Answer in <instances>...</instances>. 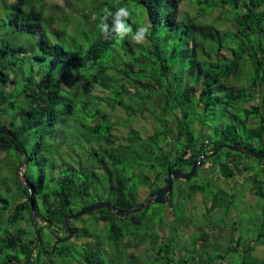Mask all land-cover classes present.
I'll use <instances>...</instances> for the list:
<instances>
[{"label":"trees","instance_id":"obj_1","mask_svg":"<svg viewBox=\"0 0 264 264\" xmlns=\"http://www.w3.org/2000/svg\"><path fill=\"white\" fill-rule=\"evenodd\" d=\"M186 1L195 5L194 14L182 8ZM120 6L131 13L133 34L139 25L149 26L144 43L131 34L105 39L100 32L103 9L115 12ZM109 93L119 97L106 100L110 114L100 106ZM77 105L87 117L72 130L84 137L86 156L68 147L74 162L62 164L55 175V165L51 172L42 166L45 143L52 138L64 144L61 115L72 114ZM115 108L125 117L123 140L115 131ZM134 115L147 120L128 122ZM1 124L8 135L0 132V159L12 170L1 179L10 194H0V264H191L197 252L209 264L206 251L215 248L212 212L220 202L228 211L231 200L209 180L191 181L198 167L181 178L177 193L178 199L200 193L204 225L182 245L165 221V202L145 213L151 201L128 214L107 207L88 211L92 228L83 218L75 224L79 215L71 220L72 237L47 250L64 234L65 215L93 200L105 199L121 210L136 207L168 172L188 168L223 142L264 152V0H0ZM223 148L228 154L218 161L219 175L232 178L248 169L241 160L245 151ZM140 185L149 187L141 198ZM263 185L256 178L251 188L263 200L256 237L242 242L238 236L226 248L241 252L238 264H264ZM173 192L166 201L172 202ZM100 222L108 245L97 233ZM164 225L166 233L160 232ZM253 241L263 245L256 255ZM226 250L217 249L216 264L226 261Z\"/></svg>","mask_w":264,"mask_h":264},{"label":"rangeland","instance_id":"obj_2","mask_svg":"<svg viewBox=\"0 0 264 264\" xmlns=\"http://www.w3.org/2000/svg\"><path fill=\"white\" fill-rule=\"evenodd\" d=\"M54 1L62 3V0H54ZM182 8H184L191 14H194L196 12L195 5L187 1L182 3ZM94 89L95 88L91 90V94L93 96L96 94ZM112 97L116 100L119 98L116 95L109 93V96L107 97V99L103 98L100 102V106L102 110L107 111V113L109 112L111 113V111H113L112 109L108 107L106 103V100H109ZM156 100L158 101V98H156ZM78 105L76 107V110L72 114L61 115V118L66 123V127H65L66 141L64 142V144H62V146H58L55 143V141H53L54 139L52 138H48L45 143V149H46L45 153L48 154V156L46 157L42 166L44 167L45 170H48V172H51L53 169V166L55 165L57 167V170L53 171L55 175L58 174V171L59 169H61L62 164L67 165L69 163L72 164L74 162L73 158L71 159V156L67 154L68 147L74 148L76 154L77 152H81L83 153L82 156L84 155L86 156V151L83 148H81L83 142L85 141L84 137L81 136L80 139H78L72 130L77 123L79 124V122L83 120V116L87 117L83 113V109H81L82 107ZM115 113L116 115H119V118H117L116 116L114 117V121L117 122L116 127L118 126L117 130L115 131L121 132V131L126 130V126L124 125V120H123L125 119V117H121L123 115L121 109L117 108L115 110ZM146 120L147 118L144 116L138 117L137 115L136 116L134 115V119L128 118L127 121L130 123H140L141 121V123H143V121H146ZM118 138L123 140V136L121 133ZM252 142L253 143L251 146H256V139H254V141ZM6 153L7 152H5L3 155H5ZM229 153H232V152H229ZM8 154L12 157H15L14 150L8 151ZM227 154H228V150L223 148L219 150V153L217 154V156L210 155L206 157L204 161L202 162V164L198 165L197 166L198 168L196 167L197 173L193 175L191 178L189 177L191 181L194 180L197 183L209 180L210 187L212 188L213 187L218 188L219 186L223 187L225 189L224 192L226 193V195L224 196L225 199L228 198L229 200H231L229 209L226 208L228 209V211L225 210V208L223 207V204L220 202L218 204L219 206L218 210H214L212 212L213 213L212 219L215 220L216 224H211L210 228L212 230V236L210 238V241L212 242V244H214L213 246L215 248H213L212 246H209L208 251H206L208 256L209 255L212 256V261H210L209 264H216L215 252L217 251V249H220V252H225L226 248L228 249L229 244L232 242V239L234 240V238L238 236H240L242 242L248 241L249 239H253L254 237H256L257 231L260 227L259 225L260 222H258L260 220V216H256V214L260 213V206L263 203V200L251 188L253 184L254 185L256 184V178L258 180L262 179L264 183V160H261L250 154L240 153L242 163L249 165L248 169H246L245 171L244 170L236 171V174L232 178H224L223 176L219 175L218 172H216V169H218L219 159L220 160L225 159ZM2 161L3 159L1 158L0 159V194H2V192L8 193L4 189V187L1 185V179L3 178L2 176H4L2 172L10 173V171L12 170V169L9 170V167H4L3 166L4 162ZM34 165L37 167L39 164L35 162ZM23 168L24 167L19 168L18 172L22 173ZM61 170H63V168ZM10 179H11V175H10ZM183 179L176 178L173 180V183H172V188L174 191L173 198H172L173 200L172 202L165 201L164 203L165 209L167 210V214H166L167 219H165V221H168V222L171 221V223L174 226V229L177 230L178 237H176V242H178L179 245H182L185 242V240H188V238L190 237V234L193 231L201 229V226L204 225L203 212L205 211V207H204V204L202 203V197L200 193L196 192V194L193 195L192 197L187 196L185 198L178 199L177 183L179 184L184 183ZM204 184H206V182H204ZM139 189L140 191H142L140 198L148 194L149 187L147 185H140ZM93 201H96V200H93ZM159 204H162V202L154 201L152 208L144 207L145 213L151 215L152 212H157L156 211L157 208L155 209L153 208L155 206H158ZM171 210H176L175 214L174 213L172 214ZM89 215L85 213L82 214L81 215L82 217L76 220L75 224L79 225L81 221H83L82 220L83 218L84 225L85 226L89 225L91 221V219L88 220L91 216ZM185 215L187 216L186 220L184 219L183 222L180 221V220H183V217H185ZM176 218L178 221L174 222L173 219H176ZM35 219L38 222H40L39 217L35 216ZM102 224L103 222H100L97 224V226L102 228ZM89 227L92 228L91 225H89ZM160 228H161L160 232H163V233L167 232V225L161 226ZM97 233L99 234L101 239H103L105 244L108 245V242L105 237V234L107 233L106 228L103 227L101 231L97 229ZM43 239H44L43 243L45 245L46 243L45 240H47L48 238L44 237ZM67 240H69V238ZM69 242L71 241H67L66 243L68 244ZM73 242H75V239L73 240ZM66 243L61 242V245H64ZM188 244H190L189 241H188ZM250 244L253 246L252 253H254L255 255L256 253H259V251L263 249V245L256 244V241L255 242L253 241ZM81 247H82L81 245H77L76 249H82ZM240 253H238L237 250L232 248L225 253L226 255L225 260L230 261V264H238L239 261L241 260ZM196 255H197L196 256L197 258H193L192 260H190L191 264H207L206 260L204 259L203 255L200 254V252H197ZM224 262H222V264H226Z\"/></svg>","mask_w":264,"mask_h":264},{"label":"water","instance_id":"obj_3","mask_svg":"<svg viewBox=\"0 0 264 264\" xmlns=\"http://www.w3.org/2000/svg\"><path fill=\"white\" fill-rule=\"evenodd\" d=\"M0 132L5 133V134L8 135L7 126L5 124H1L0 125ZM222 147H228L229 149H232V150H235V151H245L246 153H248L250 155H253L255 157L264 158V152L257 151V150H255V149H253L251 147L246 146V145H243V144H229L227 142L220 143L216 147H214L212 150L203 152L200 155L199 160H197V158H195L192 161V163L190 165V168L188 170H184L182 167H176L172 171L168 172L165 182L162 185H160L159 187H157L155 189L154 193H152V194L148 195L146 198H144V200L141 201V203L139 205H137L136 207H133V208L127 209V210H121V209H117L109 201H107L105 199H100V200L90 202V203L80 207L75 212H70V213L66 214L65 217H64V228L62 230V232L64 234L62 236H57L55 238V241L52 244L51 249L47 250V251L48 252H52L54 250L55 246L58 244V242L64 241V240L70 238L73 235V230H72V226H71V220L73 218L78 217L79 215H82V214L88 212V211H91V210H94V209H97V208H101V207H107L110 210H119L121 213L128 214V213H133V212H136V211L140 210L141 208L146 206L151 201L165 202L166 199H167L168 192H170L171 189H172V183H173L174 179H176L178 177H182V178H185V179L191 177V175L193 174L195 168L198 165L202 164V162L204 161V159L206 157L218 152ZM25 161H26V159H24V162ZM27 185L31 186V184L28 183V182H27ZM31 207H32L33 215H34L35 211H34V207H33V202H31Z\"/></svg>","mask_w":264,"mask_h":264},{"label":"clouds","instance_id":"obj_4","mask_svg":"<svg viewBox=\"0 0 264 264\" xmlns=\"http://www.w3.org/2000/svg\"><path fill=\"white\" fill-rule=\"evenodd\" d=\"M130 16L131 13L126 6L116 8L115 12L105 7L103 9V16L100 17L98 28L104 35L105 39H108L113 35L119 39H124L131 34L132 39L136 43H144L146 40V34L149 31V26L139 25L136 32L133 34L132 26L127 22ZM92 18L93 20L97 19L95 15H93ZM109 19H111V24L108 22Z\"/></svg>","mask_w":264,"mask_h":264},{"label":"flooded vegetation","instance_id":"obj_5","mask_svg":"<svg viewBox=\"0 0 264 264\" xmlns=\"http://www.w3.org/2000/svg\"><path fill=\"white\" fill-rule=\"evenodd\" d=\"M189 168H190V166L188 168L184 169V170H188ZM178 178H182V177H178Z\"/></svg>","mask_w":264,"mask_h":264}]
</instances>
